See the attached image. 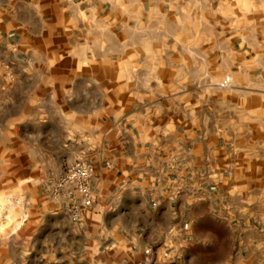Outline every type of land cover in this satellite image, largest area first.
Masks as SVG:
<instances>
[{
	"label": "crops",
	"instance_id": "obj_1",
	"mask_svg": "<svg viewBox=\"0 0 264 264\" xmlns=\"http://www.w3.org/2000/svg\"><path fill=\"white\" fill-rule=\"evenodd\" d=\"M182 1L0 0V148L36 264H264V160L240 167L207 131L162 137L168 108L138 87ZM81 157L76 224L50 189Z\"/></svg>",
	"mask_w": 264,
	"mask_h": 264
},
{
	"label": "rangeland",
	"instance_id": "obj_2",
	"mask_svg": "<svg viewBox=\"0 0 264 264\" xmlns=\"http://www.w3.org/2000/svg\"><path fill=\"white\" fill-rule=\"evenodd\" d=\"M168 10V7L166 8ZM164 25L163 50L150 51V102L166 106L156 114L165 138L194 130L229 141L241 167L264 160V0H183ZM174 32V33H173ZM228 80L227 86H221ZM165 96V99L163 98ZM157 121V122H156ZM0 148V264H36L27 258L25 200L10 178ZM8 149V148H6ZM15 189L17 190L15 192ZM264 198V196H263Z\"/></svg>",
	"mask_w": 264,
	"mask_h": 264
},
{
	"label": "built area",
	"instance_id": "obj_3",
	"mask_svg": "<svg viewBox=\"0 0 264 264\" xmlns=\"http://www.w3.org/2000/svg\"><path fill=\"white\" fill-rule=\"evenodd\" d=\"M224 80L221 86H227ZM93 167L85 158L66 165L54 180L50 189L51 198L66 204V212L73 223H80L83 215L93 204V194L89 181Z\"/></svg>",
	"mask_w": 264,
	"mask_h": 264
}]
</instances>
